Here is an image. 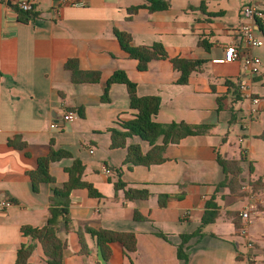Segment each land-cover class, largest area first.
Masks as SVG:
<instances>
[{
  "label": "crops",
  "instance_id": "crops-1",
  "mask_svg": "<svg viewBox=\"0 0 264 264\" xmlns=\"http://www.w3.org/2000/svg\"><path fill=\"white\" fill-rule=\"evenodd\" d=\"M165 1L169 3L165 11L140 8L127 19L130 7L146 1L32 0L37 17L28 22L18 20L10 1H0V199L12 202L0 212V264H14L20 245L31 242L20 232L22 226L45 225L52 189L67 181L64 168L74 159L84 165L82 179L102 198H91L83 189L72 192L73 231L59 233L66 243L63 264H102L96 241L86 228L134 234L132 253L125 254L120 243L110 244L109 264H264V139L260 138L264 133V23L263 29L256 30L263 44L253 50L261 66L251 75L239 61H222L226 47L242 46L238 31L246 0ZM257 5L264 12V0H257ZM114 29L129 33L133 46L160 43L170 58L204 60L203 70L193 73L186 85L176 83L179 74L168 60L153 61L139 72L137 62L121 50ZM200 40L210 48H202ZM68 60H76L82 72H99L100 80L73 83L72 71L65 67ZM118 70L136 84L139 97L160 98L156 123L205 124L213 129L169 145L162 164L128 169L122 165L126 149L110 148L109 130L137 112L130 109L123 84H112L109 101L101 100L106 81ZM226 80L246 84L250 97L241 93L242 100L235 102ZM218 97H223L220 111ZM251 98L258 103L252 105ZM250 108L257 111L253 117ZM66 112L74 118L61 123ZM52 123L58 127L51 128ZM15 136L26 143L24 149L8 144ZM127 144H139L144 153L150 149L136 137ZM50 146L70 152L72 158L51 164L54 184H41L35 193L27 172L36 168L37 159L46 156ZM218 154L231 161L243 156L241 189L235 185L231 190L228 181L219 187L226 177L217 163ZM117 169L127 187L146 189L148 198L126 201L123 191L114 197ZM166 195L173 198L160 206L159 198ZM209 200L217 204L218 217L184 245V262L177 255L181 236L198 229ZM250 203L256 211L249 227L252 247L247 249L246 239L238 233L239 213ZM135 212L141 220L133 218ZM34 243L28 263L47 264L40 243Z\"/></svg>",
  "mask_w": 264,
  "mask_h": 264
},
{
  "label": "trees",
  "instance_id": "trees-1",
  "mask_svg": "<svg viewBox=\"0 0 264 264\" xmlns=\"http://www.w3.org/2000/svg\"><path fill=\"white\" fill-rule=\"evenodd\" d=\"M146 4L141 6L130 7L128 9L131 19L140 8H146L149 12L165 11L169 8V3L165 0H145ZM15 10L18 15V20L28 22L37 17V13L33 12L34 6L30 11L19 10L16 6ZM264 18L257 20L259 29H263ZM114 35L120 45L121 50L131 60L137 62V70L144 72L148 69V65L153 61L168 60L174 71L179 76L177 84L186 85L190 76L193 73H200L205 64L204 60H192L184 58H170L160 43H153L150 46H133L132 37L129 33L114 29ZM199 45L208 50L210 45L204 40L199 41ZM66 69L72 71V81L75 84L80 83H97L100 80V73L96 71L82 72L78 69L76 60H68ZM228 88L231 89V95L234 101H241L240 85L234 84L230 80L225 81ZM112 84H123L126 87L129 107L137 113L135 117L127 121H119L118 128L110 129L111 149H126V156L122 165L131 169L135 166L149 167L151 165H159L165 162L164 153L169 145L178 144L182 139L189 136L209 134L213 129L211 125H191L184 122H172L169 124L156 123L153 118L157 115L160 109V98L157 96L139 97L136 93V84L128 79L124 71H115L106 81V87L101 100L108 102V91ZM223 97L216 99L220 111L223 108ZM235 121V116H231V122ZM138 138L142 142L148 143L150 149L144 153L139 144H127V141L132 138ZM264 139V133L260 136ZM20 137L15 136L8 141L9 145L24 149L26 143L19 142ZM72 154L66 150H55L50 146L46 156L37 159V166L34 170L27 172L30 179L32 191L37 192L41 184H54V178L49 173L50 165L64 159H71ZM243 161V156L240 160L231 161L225 159L221 155H217V163L222 168L225 174V181L219 187H225L228 181V187L234 191L235 185L241 189L238 177L241 174L240 164ZM67 174V181L60 187H53L52 194L49 198L48 217L44 226L35 228L31 226H22L20 232L23 236L30 238L29 244H21L16 252L14 264H29L28 259L35 249V241L39 242L47 264H63V252L66 248V243L59 237L60 232L69 233L73 231V225L70 217V200L74 190H86L89 197L101 199L102 195L91 184L82 179L84 173V165L81 161L74 159L72 165L64 168ZM117 179L113 183L115 196L118 191H123L126 201L146 200L149 192L146 189H135L127 187V184L121 180V169L116 170ZM228 176H231L229 179ZM229 179V180H228ZM173 197L163 196L159 198V205L164 206L167 201ZM205 212L200 220V226L192 234L182 235V243L178 247L177 255L180 260L186 262L187 255L183 251L184 245L192 237L201 235L202 229L209 224L214 223L218 217V206L214 200H209L205 205ZM133 218L141 220L139 213L135 212ZM86 233L92 236L96 241V247L102 264H109L111 256L110 244L120 243L125 254H129L136 249V239L134 234L119 233L109 230H93L85 229ZM80 236V233H79ZM83 245V243H82ZM101 264V263H99Z\"/></svg>",
  "mask_w": 264,
  "mask_h": 264
},
{
  "label": "built area",
  "instance_id": "built-area-1",
  "mask_svg": "<svg viewBox=\"0 0 264 264\" xmlns=\"http://www.w3.org/2000/svg\"><path fill=\"white\" fill-rule=\"evenodd\" d=\"M5 1V0H0ZM19 10L30 11L32 9V0H8ZM247 3L243 6L241 10L242 18L244 22L239 26V35L242 41L241 47L229 46L224 50L223 62L231 63L234 61H239L242 65V68L247 71L249 74L254 75L259 72L261 61L260 59L253 54V50L262 46V40L257 37L256 30L259 29L257 25V20L264 18V12L257 5V0H246ZM82 3L74 4V6H81ZM240 91L244 97L249 98L250 95L247 92L246 84L240 85ZM252 105H256L258 100L251 98ZM257 114L255 108L249 109V117H253ZM74 118L73 113L66 112L62 118L61 123H66L72 121ZM51 128H57V123H52ZM105 174H109L110 170L105 168ZM247 190V194L252 195L251 189L248 185L243 186ZM12 205V202L9 199H0V212L5 211ZM256 211V205L254 203L248 204L240 213L239 219L241 220V226L239 228V235L244 237L245 246L247 249L252 247V242L249 238V227L252 223V213Z\"/></svg>",
  "mask_w": 264,
  "mask_h": 264
}]
</instances>
